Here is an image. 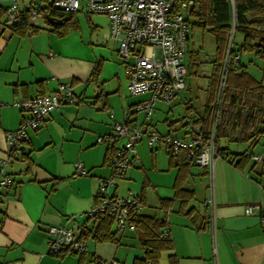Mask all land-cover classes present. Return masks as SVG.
<instances>
[{
    "label": "crops",
    "instance_id": "0c3cea01",
    "mask_svg": "<svg viewBox=\"0 0 264 264\" xmlns=\"http://www.w3.org/2000/svg\"><path fill=\"white\" fill-rule=\"evenodd\" d=\"M198 5V0H185L183 10L194 16L192 22L186 17L190 24L197 20L191 9ZM79 11L75 26L64 34L53 30L46 17L36 21L37 30L24 34L5 28L0 20V157L5 156V132L17 128L25 116L12 105L13 100L50 93L61 82L72 85L75 98L50 111L37 128L28 129L22 153L8 161L5 169L14 182L0 194V264H91L93 257L132 264L143 257L139 229H120L114 221L116 240L82 236L86 251L81 256L50 252L46 229L62 225L81 236L92 226L86 212L97 200L99 179L110 174V144L97 141L111 132L108 111L122 121L126 107L131 123L172 136H189L183 124L187 118L201 128L207 123L208 106L215 95L216 45L213 51L190 50L189 33L186 75L191 67L196 75L207 73L206 65H210L207 84L185 80V88L171 102L156 99L151 115L145 118L134 106L148 100L151 93L129 94L107 16ZM236 34L238 45L243 35L235 33L234 39ZM246 54L247 65L241 60ZM255 57L261 60L255 51L241 53L240 64L260 80L262 61L257 64L259 73L249 68ZM238 94L240 98L227 103L222 119L218 144L225 155L214 161L213 217L204 202L209 194L205 169L194 161L176 164L162 146L152 148L145 138L136 144L137 158L131 167L108 188L113 196L143 193L138 212L166 219L164 229L172 245L160 252L155 264H264L259 213V208L264 209V154L260 152L264 144L262 136H256L264 127V93ZM249 153H259L262 160H254ZM78 160L86 175L74 173ZM179 180L181 187L192 192L185 203L175 197ZM196 197L199 204L194 202ZM248 204L258 207L247 213Z\"/></svg>",
    "mask_w": 264,
    "mask_h": 264
},
{
    "label": "built area",
    "instance_id": "2783aa9c",
    "mask_svg": "<svg viewBox=\"0 0 264 264\" xmlns=\"http://www.w3.org/2000/svg\"><path fill=\"white\" fill-rule=\"evenodd\" d=\"M176 2L179 9L174 10ZM233 5L234 0H230ZM4 7L2 25L12 29L24 12H29L30 20L36 23L45 18L47 5L64 13H76L79 10L87 13H99L107 16L109 34L118 43V56L127 76V90L130 95L150 92L148 100L135 104V111H143L145 118L152 113L153 103L160 99L165 103L171 102L185 88L186 64L184 57L188 51V36L190 22L182 13L185 0H0ZM234 28L232 27L226 52L222 62L215 96L209 106L210 125L204 131L200 125L191 119L185 120L184 127L189 136H172L163 134L151 126H138L131 123L129 109L125 108L122 121L111 119V132L98 137V142L108 141L111 152L108 165L110 176L100 178L96 191L97 200L92 203L86 216L107 214L113 218L116 225L122 229L126 226L135 229L130 221L133 213L140 210L139 194H129L124 197L113 196L108 188L116 177H121L137 158L136 144L142 138L152 147L162 146L169 154H178L185 150L194 162L202 166L208 178L209 194L205 198L206 206L213 215V170L217 157L224 156L217 145V126L221 118L224 90L226 87L227 71L230 64L237 63L238 54L233 52ZM74 91L69 82H61L50 93H40L31 97L15 99L12 105L17 107L25 116L19 126L5 132V156L0 157V192L11 186L13 178L6 172L10 157L22 153L23 143L27 139V131L37 128L44 123L45 116L62 104L73 102ZM2 103L0 102V107ZM264 137V130L256 136ZM120 140L121 143H120ZM254 160H262L259 153L246 154ZM76 175H86L82 161L75 162ZM1 194V193H0ZM258 206L248 204L245 211L250 213ZM260 210V208H259ZM213 217V216H212ZM264 224V216L260 218ZM49 251L81 256L86 251L85 239L73 230L62 225H49L46 229ZM165 229L161 235L166 236ZM92 264H122L117 259H101L95 257Z\"/></svg>",
    "mask_w": 264,
    "mask_h": 264
},
{
    "label": "trees",
    "instance_id": "16d2710c",
    "mask_svg": "<svg viewBox=\"0 0 264 264\" xmlns=\"http://www.w3.org/2000/svg\"><path fill=\"white\" fill-rule=\"evenodd\" d=\"M43 1L48 2V0ZM198 1V8L191 9V12L197 17V20L194 21L193 24H196L203 29L206 28L213 34L216 41L218 61L214 65L215 71L213 73V81L216 84L215 92L232 27L234 28V34L241 33L243 35L241 43H239L236 48L234 45L232 47L233 52L238 54L239 58L237 63L232 62L230 64L227 71L221 118L216 133V142L219 147L218 139L220 136L222 119L227 109V103L232 102L233 99L240 98L238 92L241 91L264 93V85H262V80H264V0H234L233 5L229 2L230 0ZM177 9H179V2H176L174 7L175 11ZM4 10V7L0 5L1 21L4 15ZM46 14L60 17L62 19L61 24H54L52 26V29L57 31L58 34H64L69 28L74 27L76 24L74 19L75 13H64L47 5L45 15ZM38 27L39 26L35 23L31 22L29 12H24L20 21L13 26L11 30L18 34H24L35 31ZM249 51H255L262 61V78L260 80L255 79L240 64V54ZM98 70L99 63L94 67V76L97 74ZM209 106L207 123L206 126H203L202 128L204 131H206L210 125ZM261 119H264V109H261ZM262 130H264V127L260 128L256 134L258 135ZM219 150L222 152L220 147ZM170 157L172 159L174 158L176 164L180 165L194 161L185 150H181L178 154H170ZM180 181L181 180L178 182L176 181L175 197L179 198L181 203H185L192 197V192L181 187ZM143 198V193H140L139 199L141 203H143ZM259 213L260 217L264 216V209L261 208ZM87 218L93 220V224L91 227L87 228V230L82 232L81 236L84 238L90 236L96 241L116 240V231L112 229L113 218L111 216L102 214L95 216L94 218ZM130 221L137 229H139L144 248L143 257L135 258L132 264H155L160 257V252L163 249L170 248L172 245L169 233L166 236L161 235L165 230L164 228L167 227L166 219L136 212L132 214ZM262 233H264V224H262ZM94 258L95 257L91 259V264ZM81 261L83 260L81 259Z\"/></svg>",
    "mask_w": 264,
    "mask_h": 264
},
{
    "label": "rangeland",
    "instance_id": "374dc122",
    "mask_svg": "<svg viewBox=\"0 0 264 264\" xmlns=\"http://www.w3.org/2000/svg\"><path fill=\"white\" fill-rule=\"evenodd\" d=\"M80 13H83V14H86V15H94L95 13H87L86 11H79ZM182 13L184 14L185 17H188L189 20L192 22L194 20V16L192 17L189 12L185 11V10H182ZM80 15V14H79ZM82 15V14H81ZM80 20H82V16L79 17ZM193 18V19H192ZM7 32V31H6ZM5 32V33H6ZM237 39H238V35L236 34V37L234 39V47L236 48L237 47ZM215 38L213 36V34L211 32H209L208 30L206 29H203L201 28L200 26L196 25V24H190V50H201L202 52H205V51H213L214 48H215ZM247 55H242L241 56V60L243 62H245V64L247 65L248 62L246 60L247 58ZM252 55V54H250ZM253 57V56H252ZM186 64L188 62V57H186ZM121 61V60H120ZM261 63V60H259L258 58H254L253 59V63H251L249 65V68H250V71H252L253 73L257 74L259 73L258 72V69H257V64ZM201 64V63H200ZM122 65V64H121ZM206 67L208 68V71L207 73H204V74H195L194 73V70L195 68L194 67H191L190 68V73H188L186 76H185V80L186 81H197L198 83L202 84L201 86L203 85H206L207 84V81L209 80V72H210V65H206ZM257 69V70H256ZM260 75V74H259ZM134 96V95H132ZM163 104V103H162ZM167 105V104H166ZM126 108V107H124ZM112 112V111H108V116H109V113ZM143 112V111H142ZM143 117H145V114L144 112L142 113ZM130 116V115H129ZM110 118V117H109ZM123 119V117H122ZM121 119V120H122ZM122 140H120V143H121ZM261 145L264 144V137H261ZM259 151L258 149H255V152ZM261 154H264V151H260ZM132 165V164H131ZM109 166V165H108ZM131 167V166H130ZM110 169V167H109ZM110 173H111V169H110ZM110 176V174H109ZM107 176V177H109ZM262 177H264V174H262ZM119 177H116L115 179H117ZM130 194H133L132 192ZM135 194V193H134ZM199 197H196L194 199V202H197L196 204H199Z\"/></svg>",
    "mask_w": 264,
    "mask_h": 264
},
{
    "label": "water",
    "instance_id": "95a60500",
    "mask_svg": "<svg viewBox=\"0 0 264 264\" xmlns=\"http://www.w3.org/2000/svg\"><path fill=\"white\" fill-rule=\"evenodd\" d=\"M45 17H46L47 21H48L50 24H52V25H54V24H59V23L62 22V19H61V18H59V17H55V16H52V15H49V14H46Z\"/></svg>",
    "mask_w": 264,
    "mask_h": 264
}]
</instances>
